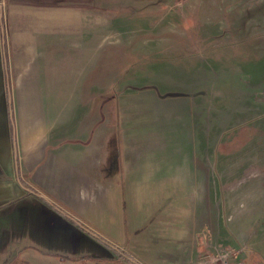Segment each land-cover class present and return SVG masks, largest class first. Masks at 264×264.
<instances>
[{"label":"rangeland","instance_id":"374dc122","mask_svg":"<svg viewBox=\"0 0 264 264\" xmlns=\"http://www.w3.org/2000/svg\"><path fill=\"white\" fill-rule=\"evenodd\" d=\"M48 4L99 14V43L82 89L98 94L94 107L101 123L111 113L118 124L119 148L120 128L136 120L135 129L147 131L143 152H164L162 142L170 137L181 139L175 153L190 154L198 213L206 206L207 219L222 227L220 237L218 228L207 233L197 254L217 248L238 259L243 253V264H264V196L249 202L264 191V82L258 84L264 75V0H112L102 10L93 0ZM168 126L173 136L165 132ZM9 211L0 210V218ZM244 213L252 222L239 226ZM25 216L15 230L0 223V264H112L114 256L126 258L129 242L113 247L82 219H66L76 232L61 240L38 233L45 225L35 211L28 208Z\"/></svg>","mask_w":264,"mask_h":264},{"label":"crops","instance_id":"0c3cea01","mask_svg":"<svg viewBox=\"0 0 264 264\" xmlns=\"http://www.w3.org/2000/svg\"><path fill=\"white\" fill-rule=\"evenodd\" d=\"M49 1L0 0V210L11 208L0 223L15 230L29 208L45 225L39 234L63 240L76 232L66 219H82L113 247L130 243L112 264H193L200 241L222 227L205 204L198 213L190 154L174 152L181 139L169 137L170 126L164 152H143L147 131L136 120L120 128L119 148L118 124L111 113L101 123L98 94L82 89L99 14ZM242 215L237 224L249 225Z\"/></svg>","mask_w":264,"mask_h":264},{"label":"built area","instance_id":"2783aa9c","mask_svg":"<svg viewBox=\"0 0 264 264\" xmlns=\"http://www.w3.org/2000/svg\"><path fill=\"white\" fill-rule=\"evenodd\" d=\"M216 249H212L210 253L197 254L193 264H243L240 258L238 259L237 256L234 258L231 252Z\"/></svg>","mask_w":264,"mask_h":264},{"label":"trees","instance_id":"16d2710c","mask_svg":"<svg viewBox=\"0 0 264 264\" xmlns=\"http://www.w3.org/2000/svg\"><path fill=\"white\" fill-rule=\"evenodd\" d=\"M109 1H112V0H93L94 2V7L98 8V9H101L103 6H105ZM114 2V1H113ZM142 3V2H141ZM96 5V6H95ZM102 10V9H101ZM111 10V9H109ZM239 140V139H238Z\"/></svg>","mask_w":264,"mask_h":264}]
</instances>
